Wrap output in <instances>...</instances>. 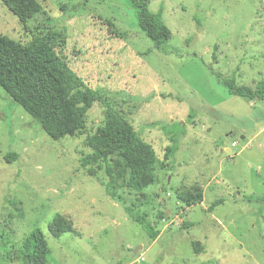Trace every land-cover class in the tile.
Instances as JSON below:
<instances>
[{
	"label": "rangeland",
	"instance_id": "obj_1",
	"mask_svg": "<svg viewBox=\"0 0 264 264\" xmlns=\"http://www.w3.org/2000/svg\"><path fill=\"white\" fill-rule=\"evenodd\" d=\"M35 1L27 28L0 2V36L26 44L38 29L99 93L82 130L54 141L0 88V264H28L20 249L36 228L45 264H264V103L218 79L264 80V0H146L171 33L161 52L128 0ZM108 115L154 152L142 191L101 162L81 166ZM171 138L178 148L165 160ZM188 191L201 202L187 207ZM57 216L74 232L53 237ZM137 216L159 232L154 241Z\"/></svg>",
	"mask_w": 264,
	"mask_h": 264
},
{
	"label": "trees",
	"instance_id": "obj_2",
	"mask_svg": "<svg viewBox=\"0 0 264 264\" xmlns=\"http://www.w3.org/2000/svg\"><path fill=\"white\" fill-rule=\"evenodd\" d=\"M0 2L25 28L42 9L35 0ZM128 5L137 12L139 32L152 42V49L161 52L171 36L162 20V8L152 13L148 10L146 0H128ZM218 79L231 96L264 103V80L256 82L250 88L238 85L235 77L218 76ZM0 88L54 141L82 130L84 117L98 99L99 93L84 84L55 52L53 46L40 35L38 29L26 44L0 36ZM128 100L146 102L149 98ZM171 143L166 148L165 160L172 158L178 148L174 138H171ZM87 145L91 153L81 160L83 168L101 162L111 180L127 176L125 187L128 189L137 192L147 186L146 172L155 160L154 152L140 140L139 134L126 121L108 115L104 125L88 139ZM14 158V155H8L6 160L10 162ZM201 198L200 191H188L182 200L190 207L199 204ZM219 203L220 201L214 202L210 209ZM134 221L151 241L159 236L146 216H137ZM50 231L53 237L59 238L63 234L73 233L74 229L57 216L50 225ZM192 247L196 254L201 251L196 243ZM20 254L27 259L28 264H45L49 247L38 228L23 240Z\"/></svg>",
	"mask_w": 264,
	"mask_h": 264
},
{
	"label": "built area",
	"instance_id": "obj_3",
	"mask_svg": "<svg viewBox=\"0 0 264 264\" xmlns=\"http://www.w3.org/2000/svg\"><path fill=\"white\" fill-rule=\"evenodd\" d=\"M134 263H135V264H140L138 261H135Z\"/></svg>",
	"mask_w": 264,
	"mask_h": 264
},
{
	"label": "crops",
	"instance_id": "obj_4",
	"mask_svg": "<svg viewBox=\"0 0 264 264\" xmlns=\"http://www.w3.org/2000/svg\"><path fill=\"white\" fill-rule=\"evenodd\" d=\"M263 130L262 129H260V132H262Z\"/></svg>",
	"mask_w": 264,
	"mask_h": 264
}]
</instances>
